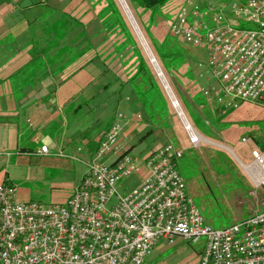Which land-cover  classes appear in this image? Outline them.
<instances>
[{"label":"built area","instance_id":"2783aa9c","mask_svg":"<svg viewBox=\"0 0 264 264\" xmlns=\"http://www.w3.org/2000/svg\"><path fill=\"white\" fill-rule=\"evenodd\" d=\"M169 32L188 48L207 82L200 92L208 104L232 112L238 102H248L264 117V0H182ZM169 101L196 146L199 136L178 100L171 94ZM128 122L125 112L115 113L64 204L21 202L16 186L0 184V264H146L159 243L175 239L205 240L199 264H264V212L221 229L206 225L176 170L182 151L166 143L144 159L122 153L130 140L123 135ZM39 153H49L48 148ZM108 155L109 162L100 161ZM251 157L244 172L264 190V147L255 145ZM142 167L146 177L120 194L119 183ZM112 199L115 204L107 208Z\"/></svg>","mask_w":264,"mask_h":264},{"label":"rangeland","instance_id":"374dc122","mask_svg":"<svg viewBox=\"0 0 264 264\" xmlns=\"http://www.w3.org/2000/svg\"><path fill=\"white\" fill-rule=\"evenodd\" d=\"M116 1L145 57L151 76L166 100L164 119L159 114H154L151 119L149 109L144 110L138 101V89H147L143 76L137 75L139 61L131 45L123 46L125 37L119 28L107 23V16L101 14L105 7L103 0H2L1 11L8 17L9 51L12 52L10 48L21 49L22 60L33 59L32 63L38 65L43 63L41 75L48 71L57 76L56 87L59 86L61 93L85 94L77 101H87L82 111V127L88 131L91 142L104 137L117 111H123L129 117L128 106L138 104L140 118L136 120L144 124L148 118L152 125L146 129L143 126L135 138H132V128L129 129L131 132H125L123 135L132 140L124 141L122 153L144 159L146 154L166 143L179 148L183 156L177 161L176 170L206 225L221 229L255 212H264V190L251 182L243 168L251 163V151L255 145L264 147L262 111L252 103L238 102L237 112L243 120L226 123L225 117L231 111L224 112L204 100L200 89L206 84L199 77L194 61L187 59L180 68L166 70L157 58L156 48L170 36V20L166 12L176 8L182 0H169L171 5L167 3L151 25L149 12L136 9L135 18L129 10L169 88L167 92L119 0ZM143 27L148 28L149 39L143 35ZM241 28L253 29V25L243 24ZM62 43L67 48L60 54L56 49ZM79 43H87L88 51L80 52L73 46ZM191 52L196 53L193 48ZM171 94L199 136L196 146L190 143L183 120L170 106ZM243 137L248 139L245 144L241 143ZM109 157L104 156L100 161L109 162ZM70 164L73 171L61 172L54 178L52 174L45 175L31 184L36 197L33 202L64 204L70 198L76 179L85 169L79 162L70 161ZM147 174V168L142 167L130 178L123 179L119 183V193L135 188ZM114 204L115 199H112L107 208ZM204 246V239L197 242L175 239L173 244L159 243L146 264H199Z\"/></svg>","mask_w":264,"mask_h":264},{"label":"crops","instance_id":"0c3cea01","mask_svg":"<svg viewBox=\"0 0 264 264\" xmlns=\"http://www.w3.org/2000/svg\"><path fill=\"white\" fill-rule=\"evenodd\" d=\"M1 4L2 0H0V184L10 183L16 186V197L21 202L36 201L31 184L45 175L52 174L54 178L61 172L73 171L70 161H76L84 165L85 169L76 179L73 187L75 190L84 177L87 171L86 163L93 156L100 140L99 137L95 143L91 142L88 131L82 127L84 124L82 111L87 106V101L77 100L82 99L85 94L61 93L59 86L56 87L57 76L48 71L41 75L43 63L38 65L32 63L33 59L22 60L21 49L10 48L12 52L9 51L6 28L8 17L7 13H2ZM73 46L80 52L88 51L87 43ZM66 48L62 43L56 50L63 54ZM204 83L205 86L208 85L206 81ZM137 105L128 106L130 118L125 132L129 133V129L132 128V138H135L143 126L146 129L152 125L148 118L144 124L136 120V115L139 114ZM238 110L239 108L227 113L224 121L241 122L243 116L237 112ZM42 146H46L49 153H39Z\"/></svg>","mask_w":264,"mask_h":264},{"label":"trees","instance_id":"16d2710c","mask_svg":"<svg viewBox=\"0 0 264 264\" xmlns=\"http://www.w3.org/2000/svg\"><path fill=\"white\" fill-rule=\"evenodd\" d=\"M105 2V7L101 10V14L107 16L105 20L107 23L112 25H116L120 32L125 37V43L123 46L129 44L133 47L134 54L139 61L137 75H142L144 83L147 85L146 90L138 89L137 93L139 97H137L138 101L143 106V109H149L151 116L153 119L154 114H159L162 119L166 117L167 113V103L162 95L159 86L154 81L151 76V72L145 62V57L141 51L137 47V42L131 33V29L121 11V8L116 0H103ZM129 7V10L136 18L135 11L136 9H140L143 12L150 13V22L151 25L156 16H160L162 14V8L168 3L169 0H124ZM175 8V7H174ZM174 8L171 11L166 12L169 15V20H171L172 15L174 13ZM170 22V21H169ZM142 33L147 39H149L150 34L148 32V28H141ZM188 48L184 47L176 38H174L171 34L168 40L162 42L157 48V58L161 60L163 66L166 70L178 69L180 66L187 60L190 59L192 61L193 57L188 53Z\"/></svg>","mask_w":264,"mask_h":264},{"label":"water","instance_id":"95a60500","mask_svg":"<svg viewBox=\"0 0 264 264\" xmlns=\"http://www.w3.org/2000/svg\"><path fill=\"white\" fill-rule=\"evenodd\" d=\"M119 3L121 4V6H122V8H123L128 20L130 21L131 25L133 26V28H134V30H135V32H136V34H137V36H138V38H139V40L141 42V45L143 46L144 50L146 51V53H147V55L149 57L150 63L153 65V67H154V69H155V71L157 73V76L161 79V82H162L164 88L168 89V86H167L165 80L162 78V74L159 71V68L157 67V65L155 63V60L153 59L148 47L146 46V43H145V41H144V39H143V37H142V35H141V33H140L135 21H134V19H133L132 15H131V13L129 11V8H128L126 2L124 0H119Z\"/></svg>","mask_w":264,"mask_h":264}]
</instances>
